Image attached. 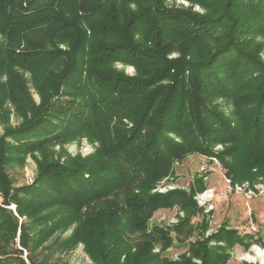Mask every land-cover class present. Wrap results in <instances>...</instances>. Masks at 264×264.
I'll list each match as a JSON object with an SVG mask.
<instances>
[{
  "label": "trees",
  "instance_id": "obj_1",
  "mask_svg": "<svg viewBox=\"0 0 264 264\" xmlns=\"http://www.w3.org/2000/svg\"><path fill=\"white\" fill-rule=\"evenodd\" d=\"M166 1L0 0V114L4 113L3 97L11 95L15 102L24 93L18 67L33 72L42 101L37 107L16 104L23 120L0 136V148L9 139L35 148L84 130H98L100 142L95 153L78 164L41 163L34 181L14 191L2 172L7 157L0 149V217H9L12 230L0 229L5 243L15 245L18 221L6 208L13 203L19 216L54 215L49 210L53 205L66 208L57 215H81L85 208L86 221L72 237L83 235L87 251L101 264H225L230 258L227 249L237 244L247 248L253 242L251 235H238L230 228L221 232L222 244L212 250L206 240L199 239L189 246L190 254L173 260L153 251L156 243L163 242L164 248L170 245L171 227L154 225L147 241L128 240L135 231L147 229L155 208L171 205L166 197L164 203L151 207L140 200V194L145 185H154L167 175L171 158L179 154L172 145H178L181 152L219 140L226 146L223 165L235 179L242 182L264 174V79L253 83L258 92L250 113L254 117L239 115L236 101L232 122L208 105L201 87L204 79L211 84L216 81L237 98L238 86L258 65L237 41L240 36L264 33V0H190L204 6L205 14L173 9ZM174 50L178 56L169 58ZM118 61L135 66L136 74L118 70ZM164 80L170 81L164 84ZM65 84L75 85L67 93L77 98L67 106L58 99V110L68 112L70 126L47 114ZM133 101H138L137 106L127 109ZM200 111L212 112L208 118L217 124L220 135L210 139L212 129L198 117ZM120 112L132 120V128L126 134L120 129L110 133L109 121L121 116ZM153 117L149 133L158 144L152 139L139 144ZM166 122L174 126L178 139H171L163 129ZM124 191L127 196L119 203L117 198ZM192 216L186 215L173 228L187 229ZM21 225L20 247L15 248L16 254L4 253L0 264H30L22 257L25 249L33 262ZM195 256L199 263L193 260Z\"/></svg>",
  "mask_w": 264,
  "mask_h": 264
},
{
  "label": "rangeland",
  "instance_id": "obj_2",
  "mask_svg": "<svg viewBox=\"0 0 264 264\" xmlns=\"http://www.w3.org/2000/svg\"><path fill=\"white\" fill-rule=\"evenodd\" d=\"M166 3L173 9H185L196 14H205L204 6L195 1L167 0ZM237 42L240 46L247 48L254 55V62L258 63L257 66H253L252 72L248 74L246 80H243L244 83L238 86L237 89L241 90L237 94L238 99L232 91L218 87L217 85L220 86V84H217L216 81L211 84L208 79H204L201 83L208 105L220 113L227 122L234 120L232 116L236 101H239L237 103L238 110H236L239 115L246 113L247 117H254L250 113L253 111L252 107L258 92L254 90L253 83L256 82L255 79H264V33L240 36ZM168 56L175 58L178 53L174 50ZM115 67L127 75L136 74V68L133 65L118 61L115 63ZM17 70L23 78L24 93L22 91L21 97L15 98V102L11 100V95L7 94L3 97L1 110L4 113L0 114V136L8 127L16 126L23 120L16 104H24V107L26 105L37 107L42 103L40 93L32 81L33 72L19 67ZM169 81L164 80V84ZM223 84L227 85V81ZM249 84L250 86L246 88ZM74 87L75 85L68 84L60 87L59 95L57 94V98L55 96L52 100V108L47 111V114L59 119L67 126H70L72 121L67 118V111L58 110L61 106L59 102L63 103L62 106H67L69 101L75 103L76 96L67 93V91L74 90ZM105 93L106 91L101 95L103 96ZM137 104L138 101H133L126 108L132 110ZM257 110L260 111L259 108ZM119 114L121 116L109 121L108 129L110 133L120 129L126 134L127 128L129 130L132 128V120L123 117L124 112ZM211 114L212 112L204 114L203 111L198 114V117H202L212 129L208 133L210 139L214 137L213 135L221 134L214 120L208 118ZM26 116H30L28 111ZM154 120L153 117L149 121V125L144 127L141 137L138 139L139 144L150 139L155 145L158 144L157 137L154 135L151 137L149 133ZM163 129L169 131L171 139H178L177 134L173 131L174 126H169L166 122ZM98 137V130H84L68 138L43 142L35 148L10 139L2 141L3 146L0 149H3L4 157H7L3 161L2 172L9 179L10 190L14 191L21 186L31 184L38 174L40 164L45 161L57 160L67 164H78L84 161L99 147ZM211 141L208 147H196L197 149L182 150L181 152L178 145H172L176 155L178 152L179 154L177 157L171 158L167 175L154 185L151 183L145 185L140 194V200L145 201L151 207L153 204H158L159 201L164 203L166 197L168 201H171V205L155 208L148 220L147 229L135 231L128 236V240L136 244L147 241V233L154 225L164 228L171 227L168 233L170 245L164 248L163 242L156 243L153 251H160V255L165 258L179 260L182 254H190L189 246L199 239L206 240L210 250L215 245L222 244L218 240L221 232L232 228L237 231L238 235H251L253 242L247 248L237 244L227 249L230 258L225 264H243L244 262L264 264V174L256 175L242 182L235 179L228 173L222 162L226 146L219 140L211 139ZM224 143L228 145L227 142ZM169 154L167 152V155ZM256 169L254 168L253 171ZM144 171L150 172V168H145ZM126 194L127 192L124 191V194L117 198L119 203H123ZM1 201L0 195V203ZM189 202L193 207L188 205ZM22 206H24V201ZM6 208L12 210V214L17 218L18 226L14 231V246L11 245L12 242L5 243L6 241L2 238L3 234L0 233V257H3L4 253L16 254L15 248L20 247L19 227L22 224L23 230L25 228L26 245L30 247L31 255L34 257L33 262H30L27 258L29 250L25 249L22 257L28 263L101 264L87 251L81 240L83 235L72 237L75 230L79 229L80 225L86 221L85 208L82 209L81 215H57V212L63 213L66 208L53 205L49 210L56 212L54 215H38L35 212V217L33 215L19 216L15 211L14 203ZM186 215H193L190 226L183 231H176L173 227L182 223L186 219ZM44 216H47L46 220L43 219ZM4 218L5 216H1L0 220ZM7 218L9 217L5 218L0 229L12 231L10 220ZM2 245L4 247H1ZM135 247L134 245L132 250ZM258 251L262 254H259ZM192 258L199 263L197 256ZM123 260L124 256L120 257L121 263Z\"/></svg>",
  "mask_w": 264,
  "mask_h": 264
},
{
  "label": "bare ground",
  "instance_id": "obj_3",
  "mask_svg": "<svg viewBox=\"0 0 264 264\" xmlns=\"http://www.w3.org/2000/svg\"><path fill=\"white\" fill-rule=\"evenodd\" d=\"M259 254H262L260 251H258Z\"/></svg>",
  "mask_w": 264,
  "mask_h": 264
}]
</instances>
